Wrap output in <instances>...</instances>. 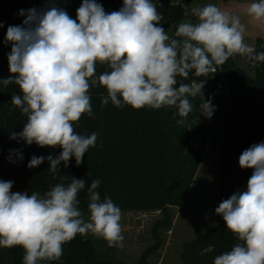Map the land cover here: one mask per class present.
Here are the masks:
<instances>
[{
    "label": "clouds",
    "instance_id": "9594fccd",
    "mask_svg": "<svg viewBox=\"0 0 264 264\" xmlns=\"http://www.w3.org/2000/svg\"><path fill=\"white\" fill-rule=\"evenodd\" d=\"M190 11L195 22H181L169 35L160 26L163 17L153 0H123V6L110 13L96 0H82L76 19L54 4L20 10L25 16L22 25H10L5 36L11 44V75L0 84L19 87L22 96L13 95L11 103L27 121L10 139L62 149L55 158L33 156L27 167L36 168L47 159L55 176L73 157L77 165L83 162L98 133L77 134L74 124L84 114L94 117V87L106 89L100 96L102 107L111 102L121 109L175 108L177 124L184 125L193 111L190 98H204L205 81L178 83V77H207L237 55L264 63V52L257 53L245 42L246 28L238 15L212 3ZM246 14L264 23V0L248 5ZM97 64L108 70L97 75ZM200 110L206 119L212 118L215 106L210 98L203 99ZM239 166L253 170L246 190L236 191L215 208L237 243L217 255L213 264H264V142L244 150ZM100 184L95 179L87 187L86 219L78 199L86 185L83 178L72 177L67 185L57 183L43 194L14 193L12 181H0V247L22 248V264L59 261L64 245L77 235L91 234L109 247L122 248V211L110 197L101 199ZM213 250L209 245L200 254Z\"/></svg>",
    "mask_w": 264,
    "mask_h": 264
},
{
    "label": "trees",
    "instance_id": "16d2710c",
    "mask_svg": "<svg viewBox=\"0 0 264 264\" xmlns=\"http://www.w3.org/2000/svg\"><path fill=\"white\" fill-rule=\"evenodd\" d=\"M96 2L107 13L118 11L123 6V0ZM81 3L82 0H0V24L3 25L0 27V80L11 75L7 58L11 44L5 42V36L14 18L22 25L25 16L20 15V10H40L54 4L76 19V11ZM153 3L163 17L160 26L173 34L179 23L187 17L185 8L181 3H172L171 0H153ZM255 49L257 53L264 52V36L256 39ZM238 59V55L230 57L218 66L228 89L227 94L219 97L213 96L206 84L210 74L207 77H196L190 73L188 80L177 78L178 83L205 81L204 98L214 97L218 100L219 203L238 190H246L253 170L241 169L239 157L250 146L264 142V63L251 61L253 74L250 75L237 64ZM107 70L106 65L96 66L97 75ZM101 94L106 95L103 87L90 89L94 117L84 114L74 124L77 134L88 136L93 132L98 133L95 147L88 149L80 165L76 164L73 157L67 167L62 163L60 171L53 176L47 159L36 168L30 169L27 165L33 156L52 155L55 158L62 149L41 148L35 143L26 145L23 140L10 139L12 133L23 130L27 117L11 103L13 95L22 96L19 87L14 83L6 88L0 84V181H12L11 191L14 193L43 194L57 183L67 185L72 177L83 178L86 185L78 199L81 210L87 211V187L92 180L98 179L101 184L97 191L101 199L110 197L121 211H162L165 220L156 223L155 231L165 226L171 229L173 223L170 208L183 204L207 147L208 124L200 110L204 98H190L194 110L188 118L193 117V121L192 129L186 135L185 128L177 124L180 117L175 108L135 110L125 106L121 109L111 102L102 107ZM193 146L194 154L190 161L189 152ZM14 150H19L23 158L20 159ZM236 243L237 239L226 229L219 216L212 230L199 235L185 246L181 255L182 264H213L217 255L229 251ZM161 245L158 240L137 264H155L147 262V254L159 249ZM209 245H214V250L201 255V251ZM23 255L20 247H0V264H22ZM51 264L126 263L100 259L93 239L89 235H77L64 245L60 260Z\"/></svg>",
    "mask_w": 264,
    "mask_h": 264
},
{
    "label": "rangeland",
    "instance_id": "374dc122",
    "mask_svg": "<svg viewBox=\"0 0 264 264\" xmlns=\"http://www.w3.org/2000/svg\"><path fill=\"white\" fill-rule=\"evenodd\" d=\"M182 1L171 0L172 3H181L185 8L187 17L182 22H195L196 19L191 17V8L208 3L217 6L221 3V10L238 15L242 23L246 22L242 21L241 9H235L232 0ZM247 26L253 31L264 33V23L262 22L252 20L247 23ZM167 32L169 35H172V31L168 30ZM255 45L256 39H254V43L252 42L251 46L255 47ZM242 59L244 62H240V66H243L245 69L248 68L251 60L247 57H242ZM247 71L249 73V69ZM210 98L217 103V98ZM217 117L218 113L216 112L213 113L210 119V151L199 172V178L190 187L181 208L179 210L170 208L172 223L177 214L173 235L170 234L171 229L166 226L160 227L155 231L156 223L165 220V214L162 211L143 213L122 211L121 225L124 236V246L122 248L109 247L105 240L89 234L97 246L100 259H114L116 261H123L126 264H137L142 256L160 240L162 245L159 249L147 254V262L155 264H182L181 255L185 246L199 235L212 230L217 225L219 219V215L215 213V208L219 205V123ZM83 212L87 219L88 210ZM166 246L168 247L165 255L164 249ZM162 257L165 258L161 261Z\"/></svg>",
    "mask_w": 264,
    "mask_h": 264
},
{
    "label": "crops",
    "instance_id": "0c3cea01",
    "mask_svg": "<svg viewBox=\"0 0 264 264\" xmlns=\"http://www.w3.org/2000/svg\"><path fill=\"white\" fill-rule=\"evenodd\" d=\"M183 1H186V0H183ZM182 1V2H183ZM187 1H189V0H187ZM233 2H234V8L235 9H241V16H242V21H246V22H244L243 24L245 25V28H246V31H245V42L246 43H248L249 45H252V42L254 43V39H257L258 37H260V36H264V33H262V32H258V31H253L252 29H250V27L249 26H247V23L249 22V21H252L253 19L251 18V17H249L247 14H246V8H247V6L248 5H250L251 3H253V2H256V0H232ZM181 2V1H180ZM204 6V5H203ZM218 7L221 9V3H219L218 4ZM187 14V13H186ZM242 63V62H244L243 61V59H242V56H239V59L237 60V64L240 66L241 64H239V63ZM241 67H243V66H241ZM245 69V68H244ZM247 69H249V74L250 75H252L253 74V65H252V62L249 64V67L248 68H246V70ZM210 98V97H209ZM209 98H207V99H209ZM206 99V100H207ZM211 99V98H210ZM212 101V100H211ZM212 104L215 106V111H214V113H219V103H218V100H217V103L216 102H214V101H212ZM194 110V109H193ZM189 121V124L187 125V122ZM192 121H193V117H187V119H186V122H185V124L184 125H182L184 128H185V133H186V135H187V131H190L191 129H192ZM207 124H208V131H207V147H206V150H205V152H204V154H203V156H202V158H201V160H200V162H199V165H198V167H197V171H196V174H195V176H194V178H193V181H192V183H191V186H192V184L194 183V181L195 180H197L198 178H199V172H200V170H201V168L203 167V165H204V162H205V160L207 159V157H208V154H209V151H210V147H209V144H210V119H207ZM169 126H171V124L169 125ZM191 135V134H190ZM194 146L191 148V151L189 152V156H190V161H192V159H191V156H193V154H194ZM187 150H188V148H186V150H185V153H187ZM190 168H191V166H190ZM190 186V187H191ZM188 194V193H187ZM184 203V202H183ZM183 205V204H182ZM181 205V206H182ZM181 206H179V207H172V208H175V209H177V210H179L180 208H181ZM124 212H137V213H143V212H149V211H139V210H132V211H124ZM176 219H177V214H176V216H175V218H174V220H173V224H172V228H171V230H170V234L171 235H173V233H174V227H175V224H176ZM171 235H170V237H171ZM170 239V238H169ZM168 243H170V241H168ZM167 247L168 246H166V248L164 249V254L166 255V249H167ZM181 252V251H180ZM180 254V253H179ZM164 256V255H163ZM164 258L165 257H162L161 258V261L162 260H164Z\"/></svg>",
    "mask_w": 264,
    "mask_h": 264
},
{
    "label": "built area",
    "instance_id": "2783aa9c",
    "mask_svg": "<svg viewBox=\"0 0 264 264\" xmlns=\"http://www.w3.org/2000/svg\"><path fill=\"white\" fill-rule=\"evenodd\" d=\"M206 84L209 86L211 94L215 97H219L228 93L224 75L218 67L216 73H210Z\"/></svg>",
    "mask_w": 264,
    "mask_h": 264
},
{
    "label": "water",
    "instance_id": "95a60500",
    "mask_svg": "<svg viewBox=\"0 0 264 264\" xmlns=\"http://www.w3.org/2000/svg\"><path fill=\"white\" fill-rule=\"evenodd\" d=\"M13 25H19L16 18L13 19Z\"/></svg>",
    "mask_w": 264,
    "mask_h": 264
}]
</instances>
